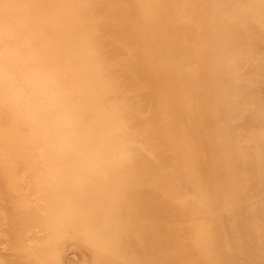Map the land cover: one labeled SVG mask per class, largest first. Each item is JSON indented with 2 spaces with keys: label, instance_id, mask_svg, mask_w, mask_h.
Returning <instances> with one entry per match:
<instances>
[{
  "label": "bare ground",
  "instance_id": "6f19581e",
  "mask_svg": "<svg viewBox=\"0 0 264 264\" xmlns=\"http://www.w3.org/2000/svg\"><path fill=\"white\" fill-rule=\"evenodd\" d=\"M0 201L8 264H264V0H0Z\"/></svg>",
  "mask_w": 264,
  "mask_h": 264
},
{
  "label": "rangeland",
  "instance_id": "374dc122",
  "mask_svg": "<svg viewBox=\"0 0 264 264\" xmlns=\"http://www.w3.org/2000/svg\"><path fill=\"white\" fill-rule=\"evenodd\" d=\"M6 202H2L0 201V205L5 204ZM5 206V205H3ZM0 228L1 230H3V234L4 236H2L0 238V259H2L4 261L5 264H8V260L9 259H14V257L12 256V251L7 249V246L9 245V240L8 237L5 236L7 234V231L9 230L7 225L5 224V220H2V222H0ZM72 252V251H70ZM69 252V254H70ZM74 255V253H71L70 256Z\"/></svg>",
  "mask_w": 264,
  "mask_h": 264
}]
</instances>
